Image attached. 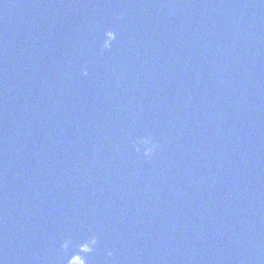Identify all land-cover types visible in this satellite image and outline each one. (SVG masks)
<instances>
[{"label":"water","instance_id":"1","mask_svg":"<svg viewBox=\"0 0 264 264\" xmlns=\"http://www.w3.org/2000/svg\"><path fill=\"white\" fill-rule=\"evenodd\" d=\"M76 257L264 264V0H0V259Z\"/></svg>","mask_w":264,"mask_h":264},{"label":"clouds","instance_id":"2","mask_svg":"<svg viewBox=\"0 0 264 264\" xmlns=\"http://www.w3.org/2000/svg\"><path fill=\"white\" fill-rule=\"evenodd\" d=\"M123 19H124L123 14L117 16V20H123ZM116 39H117L116 31L113 30L104 31L102 39L98 44L99 50L101 52L110 51ZM80 74L83 77H87L89 75L87 68L85 67L84 69H82ZM128 146L130 147L133 153H135L137 156H141L145 161H151L160 148L159 141L156 140L151 135H132L128 141ZM98 242L99 241L97 236L95 235L91 236L90 245L87 247L86 251L90 254L94 250V247L98 244ZM70 243L71 240H65L60 246L61 250L67 251ZM106 255L108 261H112L113 253L111 251H108ZM77 261L79 262V264H86V261L79 257L68 260L67 264H76ZM0 264H4V261L2 259H0Z\"/></svg>","mask_w":264,"mask_h":264}]
</instances>
